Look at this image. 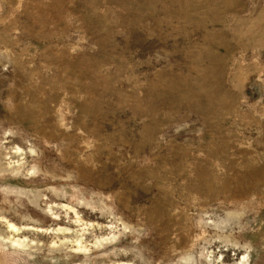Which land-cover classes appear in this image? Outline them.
I'll use <instances>...</instances> for the list:
<instances>
[{
  "label": "rangeland",
  "instance_id": "rangeland-1",
  "mask_svg": "<svg viewBox=\"0 0 264 264\" xmlns=\"http://www.w3.org/2000/svg\"><path fill=\"white\" fill-rule=\"evenodd\" d=\"M0 264H264V0H0Z\"/></svg>",
  "mask_w": 264,
  "mask_h": 264
}]
</instances>
